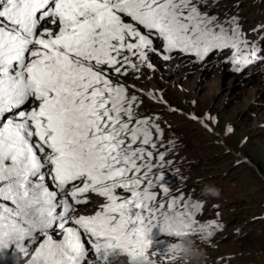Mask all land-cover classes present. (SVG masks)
Wrapping results in <instances>:
<instances>
[{"label": "snow or ice", "instance_id": "obj_1", "mask_svg": "<svg viewBox=\"0 0 264 264\" xmlns=\"http://www.w3.org/2000/svg\"><path fill=\"white\" fill-rule=\"evenodd\" d=\"M206 5L0 0V250L85 264L90 248L98 257L147 253L157 226L177 238L213 237L219 225L196 219L201 203L166 195L156 172L167 163L165 130L127 83L154 69L153 57L203 62L227 51L238 74L264 62V25L250 39L237 16L222 20ZM89 192L106 203L76 215Z\"/></svg>", "mask_w": 264, "mask_h": 264}, {"label": "rangeland", "instance_id": "obj_2", "mask_svg": "<svg viewBox=\"0 0 264 264\" xmlns=\"http://www.w3.org/2000/svg\"><path fill=\"white\" fill-rule=\"evenodd\" d=\"M206 10L222 20L237 16L253 40L254 30L264 25V0H207ZM228 53L210 54L203 62L179 55L169 61L153 57L154 69L143 70L137 80L127 78L136 85L130 93L143 100L140 111L157 115L165 130L167 163L156 172L169 187L166 195L183 193L186 201L201 203L196 219L219 225L211 239L204 234L158 236L147 252L155 264H182L178 256L159 252L186 237L203 249L204 264H264V62L232 73L221 62ZM205 185L219 188L220 196L203 195ZM15 249L1 250L0 264H25L31 255Z\"/></svg>", "mask_w": 264, "mask_h": 264}, {"label": "clouds", "instance_id": "obj_3", "mask_svg": "<svg viewBox=\"0 0 264 264\" xmlns=\"http://www.w3.org/2000/svg\"><path fill=\"white\" fill-rule=\"evenodd\" d=\"M202 194L205 196L219 197L220 189L214 185H205L204 188L202 189ZM89 204L92 205L98 204L97 206H95L96 209L93 212L89 213V214H94V212L100 206V201L91 200ZM174 244L178 245V247L175 250L171 251L170 254L178 256L181 259L182 264H204V251L203 249L197 246L196 241H194L190 237H186L182 240L175 242ZM125 254L128 257L127 261H126V257L125 258L122 257L120 262H116L112 264H155V261L150 257L148 253L136 252L133 254H128V253ZM25 264H47V262L42 256H38L34 252L25 261Z\"/></svg>", "mask_w": 264, "mask_h": 264}, {"label": "bare ground", "instance_id": "obj_4", "mask_svg": "<svg viewBox=\"0 0 264 264\" xmlns=\"http://www.w3.org/2000/svg\"><path fill=\"white\" fill-rule=\"evenodd\" d=\"M87 203H89V202H87ZM87 203H85V204H87ZM98 204H95V205H92L91 204V206H88V207H84V208H78V210H77V215H80V214H86V215H89V213H88V211H90V212H93L96 208H95V206H97Z\"/></svg>", "mask_w": 264, "mask_h": 264}]
</instances>
